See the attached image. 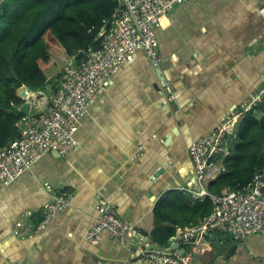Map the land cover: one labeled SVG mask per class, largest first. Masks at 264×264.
Returning <instances> with one entry per match:
<instances>
[{"label": "crops", "instance_id": "1", "mask_svg": "<svg viewBox=\"0 0 264 264\" xmlns=\"http://www.w3.org/2000/svg\"><path fill=\"white\" fill-rule=\"evenodd\" d=\"M155 30L162 66L138 52L88 107L73 151L50 152L0 186V264H147L141 257L150 249L182 254V244L169 245L176 235L165 236L205 219L209 183L232 156L242 122L210 181L197 180L189 148L264 86V0H188ZM57 78L28 99L17 91L31 104L28 115L46 109ZM56 193L69 204L42 227ZM99 206L133 227L125 240H86ZM204 242L193 264H264V233L236 241L215 232Z\"/></svg>", "mask_w": 264, "mask_h": 264}, {"label": "built area", "instance_id": "2", "mask_svg": "<svg viewBox=\"0 0 264 264\" xmlns=\"http://www.w3.org/2000/svg\"><path fill=\"white\" fill-rule=\"evenodd\" d=\"M119 1L122 8L101 31L99 45L79 51L78 62L67 65L58 76L57 89L46 109L24 118L19 123L20 137L0 148V186L16 182L50 152L65 155L73 151L78 146L77 133L88 107L107 90L118 70L130 63L138 52H145L154 68L162 66L155 28L188 0ZM164 92L168 101L174 102L171 86H166ZM263 100L264 86L244 100L216 129L190 146L189 155L200 183L219 174V157L227 148V138L237 123ZM213 203L215 207L210 216L182 229L172 238L171 242L184 246L183 254L150 249L143 252L142 260L147 264H193L195 256L206 251L204 240L211 233H226L236 241L264 233V167L255 174L249 187L213 196ZM68 204L67 194H52L45 206L42 227L63 212ZM97 209L98 217L89 226L86 240L97 243L104 234L125 240L133 227L114 215L110 207L99 206Z\"/></svg>", "mask_w": 264, "mask_h": 264}, {"label": "trees", "instance_id": "3", "mask_svg": "<svg viewBox=\"0 0 264 264\" xmlns=\"http://www.w3.org/2000/svg\"><path fill=\"white\" fill-rule=\"evenodd\" d=\"M122 8L119 0H3L0 5V148L20 137L27 117L17 95L22 87L45 91L69 60L88 46H98L100 33ZM263 111V112H262ZM264 100L241 121L239 142L223 158L221 173L209 183L213 196L252 184L264 167ZM205 203V218L214 210ZM172 230L165 239L175 236Z\"/></svg>", "mask_w": 264, "mask_h": 264}, {"label": "water", "instance_id": "4", "mask_svg": "<svg viewBox=\"0 0 264 264\" xmlns=\"http://www.w3.org/2000/svg\"><path fill=\"white\" fill-rule=\"evenodd\" d=\"M22 94H21V97L24 98V99H28V94H31L32 93V90L28 87H23V90H22ZM30 110H31V104L29 102H25L24 105L21 107V111L25 114V115H28L30 113ZM172 248H179L180 247V244H169ZM185 252V249L183 248L182 249V254Z\"/></svg>", "mask_w": 264, "mask_h": 264}, {"label": "bare ground", "instance_id": "5", "mask_svg": "<svg viewBox=\"0 0 264 264\" xmlns=\"http://www.w3.org/2000/svg\"><path fill=\"white\" fill-rule=\"evenodd\" d=\"M35 99V98H34Z\"/></svg>", "mask_w": 264, "mask_h": 264}]
</instances>
